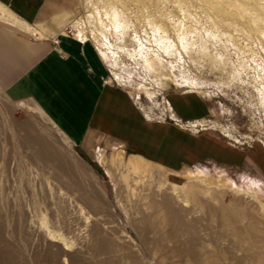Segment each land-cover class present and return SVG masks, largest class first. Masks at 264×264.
I'll list each match as a JSON object with an SVG mask.
<instances>
[{"label":"rangeland","instance_id":"rangeland-1","mask_svg":"<svg viewBox=\"0 0 264 264\" xmlns=\"http://www.w3.org/2000/svg\"><path fill=\"white\" fill-rule=\"evenodd\" d=\"M143 1L71 0L54 23L71 15L66 31L96 45L144 118L181 134L182 160L171 169L113 146L93 158L34 101L0 90V264H61L48 228L73 246L69 264H193L177 252L193 238L204 260L230 264L237 234L264 230V0ZM110 8L124 30L109 26ZM131 161L138 174L126 171ZM165 198L179 218L166 216ZM225 209L242 219L224 221ZM249 244L232 254L256 264Z\"/></svg>","mask_w":264,"mask_h":264},{"label":"crops","instance_id":"crops-1","mask_svg":"<svg viewBox=\"0 0 264 264\" xmlns=\"http://www.w3.org/2000/svg\"><path fill=\"white\" fill-rule=\"evenodd\" d=\"M71 6V0H0L12 15L7 18L0 10V90L13 101H34L93 158H101V147L113 146L176 168L182 160L181 134L144 118L114 82L96 45L66 31L71 15L64 23L58 19L59 27L54 23ZM172 103L182 104L183 97ZM169 133L176 139L167 141Z\"/></svg>","mask_w":264,"mask_h":264},{"label":"bare ground","instance_id":"bare-ground-1","mask_svg":"<svg viewBox=\"0 0 264 264\" xmlns=\"http://www.w3.org/2000/svg\"><path fill=\"white\" fill-rule=\"evenodd\" d=\"M137 2V5L138 3L142 4V8H144L145 6V2L142 0H136ZM160 2V1H159ZM91 7V6H90ZM97 7V6H96ZM111 7V6H110ZM94 10V9H93ZM102 11V10H101ZM115 10H112L111 8L109 9L108 11V15L106 14V18H108V21L110 23V27L112 26H115V24H122L119 22L118 20V12H114ZM93 12V11H92ZM95 12V11H94ZM93 12V13H94ZM226 11L224 10V8L220 7L217 11H216V15L217 16H221V15H226ZM102 14V13H101ZM143 14V13H142ZM88 17L91 18V21L93 22L94 25H98L100 29H105V22H102V20H99L97 19V16H93L92 13H89L88 12ZM104 16V15H103ZM87 17V18H88ZM227 17H230L231 19L232 18H235L232 14H228ZM102 18V17H101ZM100 18V19H101ZM90 23V22H89ZM114 23V24H113ZM148 23H149V26L152 28L153 32H160L162 30V28L159 26V24H155L154 22H150V19H148ZM108 25V24H107ZM106 25V26H107ZM123 27H121L122 30H124L125 26L124 24H122ZM116 29L119 28V26H116L114 27ZM164 36V35H163ZM163 38V37H162ZM165 38V37H164ZM163 38V39H164ZM166 40V38H165ZM183 47L185 48V50H190L191 49V44L189 43H186V45ZM29 135V134H28ZM40 139V138H39ZM35 143V142H34ZM45 147V146H44ZM49 147V146H48ZM47 150V148H46ZM49 151V150H47ZM42 154V153H41ZM48 158V157H47ZM138 159V158H136ZM57 162V161H56ZM117 163L121 164L120 161H118ZM115 165V163H113ZM128 169L126 171H129V172H132V173H135V174H138L140 172L139 170V167L137 166V163L135 164V162L131 161L128 163ZM58 167V166H57ZM60 167V166H59ZM58 167V168H59ZM127 168V167H125ZM60 169V168H59ZM121 170V169H120ZM59 171H62V170H59ZM119 172V171H118ZM57 173V172H56ZM58 174V173H57ZM60 174V172H59ZM38 176V175H37ZM64 176V175H62ZM61 176V177H62ZM60 177V176H59ZM66 178H63V179H67V176H65ZM126 178V177H125ZM56 182V181H55ZM58 184V183H57ZM51 187V186H50ZM60 187V186H59ZM54 190V189H53ZM192 192H194V195H196V192L194 190H190ZM238 192V191H237ZM62 193V192H61ZM60 193V194H61ZM58 194V193H57ZM56 194V195H57ZM59 195V194H58ZM63 195V194H62ZM65 196V195H64ZM58 197V196H57ZM59 199V198H58ZM55 200V199H54ZM63 200V199H62ZM59 203V202H58ZM65 203V202H64ZM163 206H164V209H165V213H166V216L167 217H173V219H176V218H179V214H177V211H175L172 207V205L170 204V201L168 199H164V202H163ZM226 211V215L223 218L224 221H228V220H233L234 222H237L238 220L237 219H242V217L238 216V214L232 209L228 210V209H225ZM33 215V214H32ZM30 221L32 219V217L34 218V215L33 216H30ZM38 217V216H37ZM26 217H25V221H26ZM34 220V219H32ZM237 220V221H236ZM35 221V220H34ZM38 221V220H37ZM46 221H44V219L42 220V226H43V229L44 227L47 228V223H45ZM31 223V222H30ZM59 223V222H58ZM40 224V223H39ZM38 224V225H39ZM33 225V224H32ZM35 225V224H34ZM52 227H53V224H52ZM246 228V232L244 233H239L237 234V237L239 238V240L237 241L236 244H233L232 245V248L231 250L229 251V260H230V264H244V262L247 260H245V258H243L242 256H238L237 254L234 255L232 254L233 252H242L246 250L243 249V244L245 243V241H250L251 244H249V248H247V252L248 254H252L250 255L251 259L255 260L256 261V264H264V236H263V232L264 230H261L258 228V226H256L255 224H248ZM51 229V228H50ZM49 228L46 230L47 231V235L48 236V239H51L53 240L54 242L55 241H61L63 243V248H61V253H62V256L65 257V259H63V261L61 262V264H69L71 263V261H69V256H68V252L69 250H72L71 248L73 247L71 245V243L68 241V240H65L63 237H61V235H58L56 234L54 231L55 228H54V231L50 230ZM41 230V229H40ZM45 232V231H44ZM43 232V233H44ZM59 233V232H58ZM46 235V233H44ZM46 237V236H45ZM198 239L197 238H193V239H190V248L188 247L187 249H184V248H179V250H177L178 254L180 255V257L183 255V254H187L189 255V257L191 258V261L193 264H215V259L212 257V256H208L206 260L203 259L202 255L201 254H198L197 252V246L199 244V242L197 241ZM187 246V245H186ZM257 251L259 252V255H257ZM54 258V257H53ZM68 258V259H67ZM62 259V257H61ZM58 260V259H57ZM52 261V260H50ZM246 263V262H245ZM248 264V262H247Z\"/></svg>","mask_w":264,"mask_h":264}]
</instances>
